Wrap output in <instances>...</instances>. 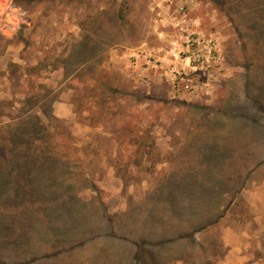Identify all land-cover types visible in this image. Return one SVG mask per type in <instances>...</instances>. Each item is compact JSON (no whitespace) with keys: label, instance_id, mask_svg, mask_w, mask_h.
<instances>
[{"label":"rangeland","instance_id":"1","mask_svg":"<svg viewBox=\"0 0 264 264\" xmlns=\"http://www.w3.org/2000/svg\"><path fill=\"white\" fill-rule=\"evenodd\" d=\"M263 13L0 0V131L52 152L0 178V264H264Z\"/></svg>","mask_w":264,"mask_h":264},{"label":"trees","instance_id":"2","mask_svg":"<svg viewBox=\"0 0 264 264\" xmlns=\"http://www.w3.org/2000/svg\"><path fill=\"white\" fill-rule=\"evenodd\" d=\"M31 2L32 0H26ZM120 19H123V16L119 15ZM256 22H258V24L256 25H262L264 24V13L261 14L260 16V20H256ZM88 42L86 41V44ZM103 91L108 94L109 92H115V89L110 88V86L108 84L103 85ZM37 121V118L33 117V115H30L29 117H18L14 120V122H11L12 124H7V129L6 131H0V152L2 154V157H0V178L4 177L6 174H8L10 171H12V165L14 164L13 162H11L12 160H14V158L16 159V157H20L19 160L22 161V166L20 165V168H27L28 162H30V160L33 158L34 154L36 155L35 160L36 162H41L39 163V168H47L48 166H46L45 164L47 163H43V161H47L50 160L51 157H49L50 155H52L51 150L49 149V146L47 143H43L42 144V148H38L36 150H31L29 147V145L27 144V139H31V133L30 131H28V127L31 128L32 130H34L35 128L31 127L30 124L32 125H36L34 124V121ZM37 125H39V123H37ZM10 131V132H9ZM36 141V143L38 142L37 139L33 140ZM183 209H187L186 207H183L182 209H180L179 211H177V217L179 215V217L182 216V210ZM143 238H137L135 240V237H133V242L134 244H131V246L133 247V255L134 257H139L140 253L139 251H137L135 249V246H138L135 243H139V244H146V240L143 242ZM174 241V240H172ZM141 242V243H140ZM170 240H166L164 243H169ZM162 245V242H161ZM131 249V248H129ZM121 256V255H120ZM123 256H121L122 259Z\"/></svg>","mask_w":264,"mask_h":264}]
</instances>
